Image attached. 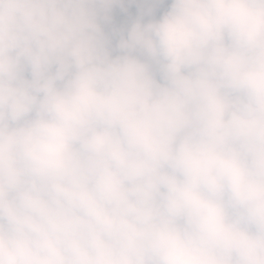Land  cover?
<instances>
[{
	"label": "clouds",
	"instance_id": "9594fccd",
	"mask_svg": "<svg viewBox=\"0 0 264 264\" xmlns=\"http://www.w3.org/2000/svg\"><path fill=\"white\" fill-rule=\"evenodd\" d=\"M0 264H264V0H0Z\"/></svg>",
	"mask_w": 264,
	"mask_h": 264
}]
</instances>
